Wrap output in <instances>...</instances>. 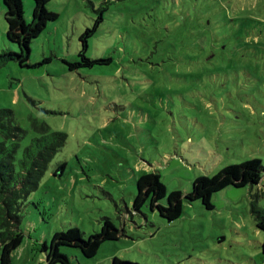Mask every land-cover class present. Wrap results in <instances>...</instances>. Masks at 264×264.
I'll return each mask as SVG.
<instances>
[{"label": "rangeland", "instance_id": "1", "mask_svg": "<svg viewBox=\"0 0 264 264\" xmlns=\"http://www.w3.org/2000/svg\"><path fill=\"white\" fill-rule=\"evenodd\" d=\"M22 2L29 23L33 3ZM230 4L47 3L58 18L32 40L31 67H0V108L11 109L25 131L16 159L37 135L33 120L66 138L21 208L23 240L10 264H47L39 249L43 242L49 245L54 233L69 228L86 239L100 231L103 218L119 231L117 240L103 242L92 258L73 247L60 253L74 264H111L114 257L137 264H264V235L251 213L254 197L264 209V173L259 186L214 193L211 210L183 200L181 216L170 223L146 207L132 212L136 180L144 173H159L167 192L186 195L196 178H210L226 166L250 159L264 166V51L247 58L230 50L229 58L209 55L208 63L179 57L204 21H210L208 47L234 42L225 34ZM100 9L102 21L86 38L84 55L103 62L72 70L69 64L80 61L79 37L93 27ZM218 23L220 38L210 34ZM2 50L18 52L6 37L0 0Z\"/></svg>", "mask_w": 264, "mask_h": 264}, {"label": "trees", "instance_id": "2", "mask_svg": "<svg viewBox=\"0 0 264 264\" xmlns=\"http://www.w3.org/2000/svg\"><path fill=\"white\" fill-rule=\"evenodd\" d=\"M31 1L32 17L27 23L24 19L22 0H3L6 37L10 43L17 45L18 52L2 50L0 67L8 62H16L20 67H31L28 61L32 40L40 36L48 23L58 18L56 13L46 8L51 0ZM103 11L104 9L99 10L93 27L86 29L79 37L82 47L79 53L80 61L69 64L70 69L92 67L103 62L91 60L84 55L87 49L86 38L90 37L101 23ZM227 15L229 19L225 26V34L230 33L229 38L234 42L226 44V41H219L216 45L208 47L205 42L210 21L207 25L204 21L201 26L198 24L194 33L190 35V48H180L179 57L191 56L197 58L199 62L208 63L216 57L229 58L230 50L233 51V56L247 58H255L257 49L264 51V39L260 40L264 38V0H231ZM212 25L210 34L215 33L220 38V29L223 26L220 27L219 23ZM187 38L185 36L184 39ZM188 50L192 53L189 54ZM209 55L213 58L206 59ZM32 128L37 135L22 149L20 158L16 159L19 143L25 131L18 125L11 109L0 108V264H10L13 251L21 245L23 240V234L19 231L21 208L30 194L37 190L50 161L65 143L66 135L62 132H53L43 121L33 120ZM63 168L64 164L60 166V169ZM263 173L262 162L259 159H250L240 164L226 166L210 178H196L191 184V191L186 195L179 191L167 192L160 181L159 173H144L136 180L137 193L132 201V212L139 213L146 207L170 223L181 216L183 200L188 204L199 201L205 209L211 210L213 209L211 197L214 193L230 186L234 188L259 186ZM260 195L264 197L262 189ZM251 213L256 227L264 235V209L259 207L256 197L251 201ZM118 235L119 231L113 223L108 218H103L100 231L86 239L82 238L77 228H69L54 233L49 245L43 242L39 249L45 253L47 264H74L60 253L61 247L77 248L85 258H92L103 242L115 241ZM261 251L264 254V238ZM111 264L137 263L124 262L114 257Z\"/></svg>", "mask_w": 264, "mask_h": 264}]
</instances>
